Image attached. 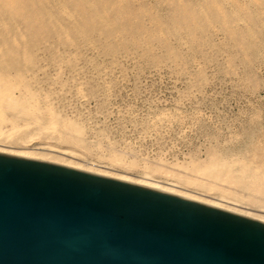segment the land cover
I'll use <instances>...</instances> for the list:
<instances>
[{
  "label": "bare ground",
  "instance_id": "obj_1",
  "mask_svg": "<svg viewBox=\"0 0 264 264\" xmlns=\"http://www.w3.org/2000/svg\"><path fill=\"white\" fill-rule=\"evenodd\" d=\"M130 67L137 76L168 69L185 77V96L211 81L207 68L239 74L251 93L264 91L255 71L264 68V0H0V153L147 185L264 222V103L224 140L200 125L210 139L203 156L193 153L170 168L161 157L141 164L111 139L122 127L107 123ZM91 101L95 112L87 110ZM190 116L200 120L196 110ZM181 118L162 109L137 124L145 133ZM77 149L97 164L78 160Z\"/></svg>",
  "mask_w": 264,
  "mask_h": 264
},
{
  "label": "water",
  "instance_id": "obj_2",
  "mask_svg": "<svg viewBox=\"0 0 264 264\" xmlns=\"http://www.w3.org/2000/svg\"><path fill=\"white\" fill-rule=\"evenodd\" d=\"M0 264H264V222L0 153Z\"/></svg>",
  "mask_w": 264,
  "mask_h": 264
},
{
  "label": "rangeland",
  "instance_id": "obj_3",
  "mask_svg": "<svg viewBox=\"0 0 264 264\" xmlns=\"http://www.w3.org/2000/svg\"><path fill=\"white\" fill-rule=\"evenodd\" d=\"M129 69L126 86L117 90L112 99L110 107L113 112L108 116L107 123L113 129L122 127L123 132L113 131L110 134L111 139L119 148H126L124 150L128 158H137L141 164L143 160L152 161L161 157L170 168L173 162H182L193 153L203 156L210 139L200 125L206 127L208 131H217L220 140H224L238 130L240 122L252 108L262 106L264 103V91L260 89L257 93H251L242 85L239 74L221 76L214 74L211 68H207L206 73L211 77V81L201 92L193 90L189 96H185L187 80L183 76L175 75L168 69L157 72L147 71L137 76L132 67ZM255 71L264 79V68L256 67ZM67 107H61L64 113L70 112L71 105ZM87 108L95 112L97 105L91 101L87 104ZM162 109L177 113L178 116H182L181 120L172 123L167 129L160 127L143 133L137 123ZM193 110L199 113V121L191 118L190 114ZM125 116L127 118L133 116L136 123L128 122L124 119ZM77 151L78 160H90L97 164L94 159L86 158L83 151L78 149ZM93 152L101 154L105 151L96 149ZM116 168L120 169L119 171L125 170L122 172L128 174L130 172L133 175L140 174L138 169L114 167ZM159 177L164 179L163 175L155 176L157 180L160 179ZM250 211L255 212L252 208Z\"/></svg>",
  "mask_w": 264,
  "mask_h": 264
}]
</instances>
